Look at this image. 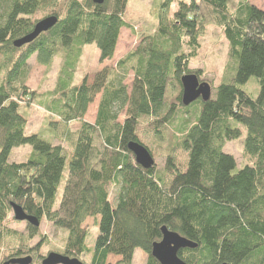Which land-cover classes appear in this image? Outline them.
Listing matches in <instances>:
<instances>
[{"label": "trees", "instance_id": "16d2710c", "mask_svg": "<svg viewBox=\"0 0 264 264\" xmlns=\"http://www.w3.org/2000/svg\"><path fill=\"white\" fill-rule=\"evenodd\" d=\"M94 1L0 0V255L9 248L0 264L29 257V243L45 239L29 224L26 234L10 228L12 204L66 232L62 254L51 253L91 254L90 264H108L110 256L132 264L137 250L147 264H159L152 249L163 227L197 244L179 253L187 264H264V11L249 0H156L154 32L142 34V44L92 84L87 76L76 83L86 48L96 46L100 64L112 61L122 30L132 29L129 0ZM41 12L57 17V25L16 48ZM212 29L229 47L230 72L211 86L208 102L185 107L181 79L201 80L190 64ZM33 57L47 69L62 58L46 104L26 85ZM251 79L259 84L256 97L245 91ZM100 94L92 124L85 117ZM34 103L49 115L46 138L27 134L23 110ZM244 130L247 164L238 169L224 149ZM167 134L164 168L139 166L129 144L154 158L150 143ZM25 146L32 149L27 161L11 162L13 150ZM89 219L99 230L94 249L84 226Z\"/></svg>", "mask_w": 264, "mask_h": 264}, {"label": "rangeland", "instance_id": "374dc122", "mask_svg": "<svg viewBox=\"0 0 264 264\" xmlns=\"http://www.w3.org/2000/svg\"><path fill=\"white\" fill-rule=\"evenodd\" d=\"M239 1L240 0H234L233 5H236ZM249 2L255 5L258 9L264 11V0H249ZM156 4V0H129L127 19L132 22V29L122 30L114 59L100 64L99 52L96 46L86 48L77 68L75 82H80L87 76L89 78L88 82L92 84L97 73H100L105 69L116 67L117 63L122 58L131 51L136 50L142 44V34L150 35L154 32L156 20L153 18V13ZM176 9L177 5L175 4L173 6V11H176ZM45 17V12H41L35 16L37 20H42ZM200 52L199 59L190 64V70L200 71L201 80L214 87L227 76L226 74L230 72L231 66L229 60V47L220 30L212 29L207 32L202 41V49ZM29 63L30 74L26 85L31 91L39 94V102L46 104L51 98L50 93L56 86V81L62 67V58L58 57L55 59L50 69L40 65L35 57H33ZM133 78V74H130L129 78L125 81V84L128 85V87L132 86ZM245 91L256 97L259 94V84L255 79H251L245 86ZM100 99L101 94L96 97L94 103L89 107L85 117L87 122L94 124ZM23 113L28 119L27 134H38L43 138H46L44 134L41 133L44 131L49 120L46 108L38 103H34L32 106L24 109ZM124 120L125 114L120 117L121 122ZM72 126L76 127L75 125ZM246 135L247 133L244 130L242 136L238 140L227 143L224 149L226 154L234 157L238 169H241L247 164L246 159L244 158V143ZM165 139L166 140L159 142L158 145L150 143L151 148L154 150L155 165L159 170L164 168L166 156L168 155V134ZM53 141L55 144H60V140L57 138H54ZM62 145L66 147L63 143ZM31 151L32 149L29 146L14 149L11 153L10 161L16 163L26 162ZM177 156L179 161L183 164L186 157L184 153L180 150L178 151ZM63 188L64 184L60 187L59 196L62 195ZM108 191L111 199L114 200L116 193L115 189L109 187ZM12 217H14L13 213L10 214V218ZM9 226L11 229L26 234L27 223L25 222L12 221L9 223ZM84 226H87L90 229L87 243L89 248L94 249L99 230L95 227L93 219H89ZM39 229L41 235L45 237L44 241H41L39 236L29 243V248L31 249V252L35 254L37 259L35 264H40L39 259L48 256L51 252L62 254L66 241V232L54 227L47 221H43ZM15 246L12 245V247ZM7 251H9V248H5L1 251L0 260L4 257ZM147 258L148 257L145 253L137 250L134 254L132 264H147ZM81 260L85 264H90L91 254L81 257ZM119 260L120 258L118 257L110 256L107 263L116 264Z\"/></svg>", "mask_w": 264, "mask_h": 264}, {"label": "water", "instance_id": "95a60500", "mask_svg": "<svg viewBox=\"0 0 264 264\" xmlns=\"http://www.w3.org/2000/svg\"><path fill=\"white\" fill-rule=\"evenodd\" d=\"M105 0H95L96 4H103ZM58 23V18L55 16L47 17L35 25L32 33L16 40L14 46L21 48L36 41L42 34L49 32ZM181 84L183 87L182 102L185 107L190 106L198 100L208 102L212 97L211 85L207 82H202L195 74H188L182 77ZM129 150L134 154L136 163L142 168L148 170L155 165V160L147 149L137 143H130ZM14 219L17 222H25L33 227L39 228L40 221L33 216L25 213L22 207L12 204ZM162 240L155 243L152 249V257L159 264H187L179 257V253L185 249H196L197 244L189 241L188 239L180 236L179 234L168 230L163 227ZM32 257L16 259L8 261L4 264H32ZM42 264H83L77 258H70L58 253H50L46 256Z\"/></svg>", "mask_w": 264, "mask_h": 264}, {"label": "flooded vegetation", "instance_id": "af4514ba", "mask_svg": "<svg viewBox=\"0 0 264 264\" xmlns=\"http://www.w3.org/2000/svg\"><path fill=\"white\" fill-rule=\"evenodd\" d=\"M202 82H205V81H202V80H201V83H202ZM63 255H64V254H63ZM64 256H65V255H64ZM30 257H32V259H33V263H32V264H35V261L37 260L35 254L32 253V254L30 255ZM44 258H45V257H41V259H39L40 264H42ZM72 259H73V258H72ZM79 260L82 262L81 259H79ZM82 263H83V262H82Z\"/></svg>", "mask_w": 264, "mask_h": 264}]
</instances>
